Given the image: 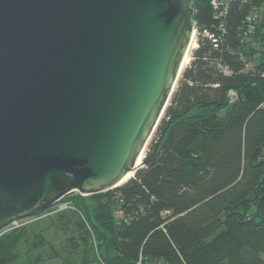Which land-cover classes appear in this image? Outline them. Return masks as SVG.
Masks as SVG:
<instances>
[{
	"label": "water",
	"instance_id": "water-1",
	"mask_svg": "<svg viewBox=\"0 0 264 264\" xmlns=\"http://www.w3.org/2000/svg\"><path fill=\"white\" fill-rule=\"evenodd\" d=\"M194 13L192 0H0V229L143 165Z\"/></svg>",
	"mask_w": 264,
	"mask_h": 264
},
{
	"label": "trees",
	"instance_id": "trees-1",
	"mask_svg": "<svg viewBox=\"0 0 264 264\" xmlns=\"http://www.w3.org/2000/svg\"><path fill=\"white\" fill-rule=\"evenodd\" d=\"M209 1L192 0L201 28L214 23ZM239 7L233 4L217 46L200 40L134 175L106 191H72L58 201L69 205L50 224L65 237L58 246L49 244L46 258L67 264H77L76 256L79 264H264V65L245 70L234 53ZM216 59L231 74H223ZM26 230L0 235V264L14 263L21 239L34 248L46 244L41 232Z\"/></svg>",
	"mask_w": 264,
	"mask_h": 264
},
{
	"label": "built area",
	"instance_id": "built-area-1",
	"mask_svg": "<svg viewBox=\"0 0 264 264\" xmlns=\"http://www.w3.org/2000/svg\"><path fill=\"white\" fill-rule=\"evenodd\" d=\"M234 3H238L240 9V23L238 24L237 37L238 47L234 51L236 57L243 63V69H256L257 65H264V0H210L209 4L214 14L212 29L203 27L194 19L191 37L188 44V63L193 58V52L199 46L203 38L210 39L217 46L218 39L226 32V19ZM219 70L225 74H231L228 64L216 59L212 61ZM186 65V66H187ZM229 101L235 99V92L228 91ZM261 105V104H260ZM56 210L66 208V202H57ZM55 204V205H56Z\"/></svg>",
	"mask_w": 264,
	"mask_h": 264
},
{
	"label": "rangeland",
	"instance_id": "rangeland-1",
	"mask_svg": "<svg viewBox=\"0 0 264 264\" xmlns=\"http://www.w3.org/2000/svg\"><path fill=\"white\" fill-rule=\"evenodd\" d=\"M153 135L154 134L152 133L150 139L148 140V143L146 144L145 153L150 147V142L153 138ZM55 204L50 210H43L41 214H35L29 217L15 220L0 229L1 235L5 233H12L16 229L22 231L25 228L27 229L26 231L28 233L41 232L46 240V244L43 247L34 248L30 243H26L21 239L15 249L16 258L13 264H67L62 261L61 257L46 258V256L48 255L49 244L51 243L55 246H58L61 240L65 237V234H63V232L59 228L50 224L52 222L51 218L55 216V212L60 211L56 210L57 207H59V205H64L61 203L56 205ZM76 259L78 260L76 261V263L79 264V256H76ZM33 260L35 261L34 263H32Z\"/></svg>",
	"mask_w": 264,
	"mask_h": 264
},
{
	"label": "bare ground",
	"instance_id": "bare-ground-1",
	"mask_svg": "<svg viewBox=\"0 0 264 264\" xmlns=\"http://www.w3.org/2000/svg\"><path fill=\"white\" fill-rule=\"evenodd\" d=\"M188 50L185 51L183 58H182V62H181V71L184 69V67L187 65L188 63ZM146 147V146H145ZM145 147L142 149V151L140 152L139 156L137 157L136 160V165H139L140 162L142 161L144 154H145ZM133 175V171H129L123 178L122 180H120L119 184L125 182L127 179H129L131 176Z\"/></svg>",
	"mask_w": 264,
	"mask_h": 264
}]
</instances>
